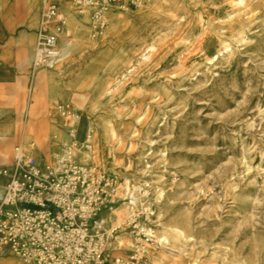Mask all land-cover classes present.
Returning a JSON list of instances; mask_svg holds the SVG:
<instances>
[{
  "label": "rangeland",
  "instance_id": "obj_1",
  "mask_svg": "<svg viewBox=\"0 0 264 264\" xmlns=\"http://www.w3.org/2000/svg\"><path fill=\"white\" fill-rule=\"evenodd\" d=\"M55 1L59 58L30 70L20 98H0V190L17 142L39 160L69 141L47 114L69 103L76 138L91 142L75 158L137 196L106 215L137 214L151 240L142 264H264V0H150L109 11L96 40L88 13ZM130 248L121 231L109 255Z\"/></svg>",
  "mask_w": 264,
  "mask_h": 264
},
{
  "label": "built area",
  "instance_id": "obj_2",
  "mask_svg": "<svg viewBox=\"0 0 264 264\" xmlns=\"http://www.w3.org/2000/svg\"><path fill=\"white\" fill-rule=\"evenodd\" d=\"M77 15L88 13L90 37L99 39L111 10L128 11L150 0H71ZM65 18L55 0H40L32 71L50 66L60 56L59 39ZM48 115L63 120L69 141L39 160L35 143L20 140L2 174L0 191V256L11 255L27 264H142L150 251V236L132 213L121 221L107 217L119 202L128 206V183L93 162H79L75 148L91 142L76 138L78 111L56 102ZM56 134L51 140H55ZM131 234V248L110 256L119 232Z\"/></svg>",
  "mask_w": 264,
  "mask_h": 264
},
{
  "label": "crops",
  "instance_id": "obj_3",
  "mask_svg": "<svg viewBox=\"0 0 264 264\" xmlns=\"http://www.w3.org/2000/svg\"><path fill=\"white\" fill-rule=\"evenodd\" d=\"M39 1L0 0V98H20L29 82L40 18Z\"/></svg>",
  "mask_w": 264,
  "mask_h": 264
},
{
  "label": "bare ground",
  "instance_id": "obj_4",
  "mask_svg": "<svg viewBox=\"0 0 264 264\" xmlns=\"http://www.w3.org/2000/svg\"><path fill=\"white\" fill-rule=\"evenodd\" d=\"M8 150V146L7 144H3V146L1 147L0 149V160H2L5 156H6V151ZM1 191V190H0ZM129 202H128V208L129 209H134V207H137L138 206V202H137V196L136 194L134 193V190H132L130 192V195H129Z\"/></svg>",
  "mask_w": 264,
  "mask_h": 264
}]
</instances>
